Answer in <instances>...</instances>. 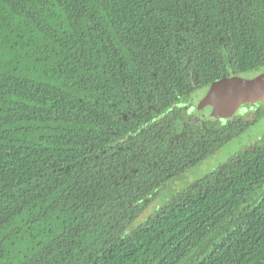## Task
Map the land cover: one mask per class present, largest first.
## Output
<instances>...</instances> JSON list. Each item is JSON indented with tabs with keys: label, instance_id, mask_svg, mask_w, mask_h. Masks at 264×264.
<instances>
[{
	"label": "trees",
	"instance_id": "trees-1",
	"mask_svg": "<svg viewBox=\"0 0 264 264\" xmlns=\"http://www.w3.org/2000/svg\"><path fill=\"white\" fill-rule=\"evenodd\" d=\"M263 71L264 0H0V264H264V134L136 223L264 116L193 96Z\"/></svg>",
	"mask_w": 264,
	"mask_h": 264
},
{
	"label": "water",
	"instance_id": "water-1",
	"mask_svg": "<svg viewBox=\"0 0 264 264\" xmlns=\"http://www.w3.org/2000/svg\"><path fill=\"white\" fill-rule=\"evenodd\" d=\"M261 103H264V71L249 78L236 75L223 76L213 81L209 85L205 94L198 101V114L202 120H205L208 117L223 119L232 117L242 105ZM263 133L264 116L240 136L234 138L229 144H226L224 147L216 151L215 155L217 157L214 155L209 157L214 158L216 164L214 161L206 163L205 166L211 165L206 172L214 168L220 162L219 159L234 154L241 146L247 144L251 139L258 137ZM207 159L208 158H206L205 161ZM202 162H204V160ZM202 166L203 165L201 164L200 167L202 168ZM194 168L197 170V166ZM189 173L193 175L190 180L193 181L202 176L205 172L196 177L195 171L192 168L189 170Z\"/></svg>",
	"mask_w": 264,
	"mask_h": 264
},
{
	"label": "rangeland",
	"instance_id": "rangeland-1",
	"mask_svg": "<svg viewBox=\"0 0 264 264\" xmlns=\"http://www.w3.org/2000/svg\"><path fill=\"white\" fill-rule=\"evenodd\" d=\"M255 74H256V72L255 73L244 74V77H247V78L253 77ZM205 92L206 91H200V92L196 93L193 96V102H192V104H189L188 106H186V110L188 112L190 111L191 108L193 109L194 107L198 109V101L202 98V96H203V94H205ZM254 106H255V104H248V105L246 104V106L244 105L236 113H238V114H240L242 116H245L246 115V112L249 111V110H252L254 108ZM219 120H224V119H219ZM202 121H204V120H202ZM251 142H248L247 144H249ZM215 154H216V152L215 153H212L211 155H209V157H212L213 155L216 156ZM209 157H208V159L206 161L204 160V162L199 163V164L196 165L197 166V170H195V168L192 167L194 169V171H195V176L196 177L200 176L201 174H203L204 172H206L207 169H209L211 167V165H206L205 166L206 163H210V162L214 161L215 164H216V160L214 158H209ZM225 158L219 159L220 162L216 166H218L223 160H225ZM201 164L203 165L202 168L200 167ZM192 168H190L189 170H191ZM189 170H186V171H184L182 173H179L176 176H174L170 180V182L167 184V186H166L165 190L163 191V193L160 195V198L159 197L156 198L146 208L145 212L143 214H141V215L138 216V219H137L136 223L143 221L149 214H151L153 212L154 207L160 205V203H161L160 200L161 199H166V198L171 197L173 194L177 193V191H179L184 185H186L189 182H191L190 180L193 177V175L191 173H189Z\"/></svg>",
	"mask_w": 264,
	"mask_h": 264
},
{
	"label": "flooded vegetation",
	"instance_id": "flooded-vegetation-1",
	"mask_svg": "<svg viewBox=\"0 0 264 264\" xmlns=\"http://www.w3.org/2000/svg\"><path fill=\"white\" fill-rule=\"evenodd\" d=\"M247 105H248V104H247ZM256 105H258V104H255V106H256ZM243 106H244V105H242L240 108H242ZM245 106H246V105H245ZM252 125H253V124H252ZM252 125H251V126H252ZM263 134H264V133H263ZM258 137H259V136H258ZM255 138H257V137H255ZM255 138H253V139H255ZM253 139H251V140H253Z\"/></svg>",
	"mask_w": 264,
	"mask_h": 264
}]
</instances>
